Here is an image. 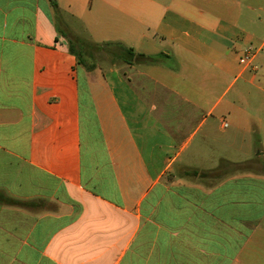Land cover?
<instances>
[{
  "label": "crops",
  "instance_id": "obj_1",
  "mask_svg": "<svg viewBox=\"0 0 264 264\" xmlns=\"http://www.w3.org/2000/svg\"><path fill=\"white\" fill-rule=\"evenodd\" d=\"M54 1L0 0V264H264V0Z\"/></svg>",
  "mask_w": 264,
  "mask_h": 264
},
{
  "label": "trees",
  "instance_id": "obj_2",
  "mask_svg": "<svg viewBox=\"0 0 264 264\" xmlns=\"http://www.w3.org/2000/svg\"><path fill=\"white\" fill-rule=\"evenodd\" d=\"M52 2L56 10V13L59 14L57 3L54 0H52ZM91 47H96L99 51L106 52L104 55H108L109 57H112V60L114 61L117 60L120 63H127V64L137 63L142 65V64H151L156 62V58L142 53H137L133 48H128L120 43H107L102 45L92 44ZM71 51L74 52L73 47H71ZM92 67H94V65H92ZM190 174L192 176H199L202 178L208 175L206 173L199 174L198 172H191ZM18 203L20 202L8 198L6 196H0V204L2 205H16Z\"/></svg>",
  "mask_w": 264,
  "mask_h": 264
},
{
  "label": "rangeland",
  "instance_id": "obj_3",
  "mask_svg": "<svg viewBox=\"0 0 264 264\" xmlns=\"http://www.w3.org/2000/svg\"><path fill=\"white\" fill-rule=\"evenodd\" d=\"M77 25H78V27L80 29L79 31L83 37V39L81 38V41L86 40L87 43H90L89 42V40H90L89 35H87V33L84 32V30L82 29V27H80V25L78 23H77ZM105 53L106 52H103V54H101L96 47H88V49L86 50L87 57H84V59L87 60L88 65L91 63H94V62L99 63V62H101L100 59H102L105 56L104 55ZM88 55L91 56L92 58H89ZM102 60H104V59H102ZM104 61H106V60H104ZM104 65H106V64H104Z\"/></svg>",
  "mask_w": 264,
  "mask_h": 264
},
{
  "label": "built area",
  "instance_id": "obj_4",
  "mask_svg": "<svg viewBox=\"0 0 264 264\" xmlns=\"http://www.w3.org/2000/svg\"><path fill=\"white\" fill-rule=\"evenodd\" d=\"M256 54H257V49L252 45H248L242 50L241 60L243 63H245L249 66H252L254 63ZM253 67H254V69L257 70V66H253Z\"/></svg>",
  "mask_w": 264,
  "mask_h": 264
}]
</instances>
